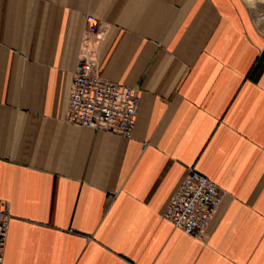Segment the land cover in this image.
Here are the masks:
<instances>
[{"label": "crops", "instance_id": "crops-1", "mask_svg": "<svg viewBox=\"0 0 264 264\" xmlns=\"http://www.w3.org/2000/svg\"><path fill=\"white\" fill-rule=\"evenodd\" d=\"M86 15L130 139L64 122ZM263 45L240 0H0L2 264H264ZM192 167L227 196L201 239L162 218Z\"/></svg>", "mask_w": 264, "mask_h": 264}, {"label": "built area", "instance_id": "built-area-1", "mask_svg": "<svg viewBox=\"0 0 264 264\" xmlns=\"http://www.w3.org/2000/svg\"><path fill=\"white\" fill-rule=\"evenodd\" d=\"M101 28L97 18L91 15L84 17L64 122L130 139L140 104V89L98 76L99 49L104 39ZM226 197L222 189L192 167L164 209L162 218L185 235L201 239L226 202ZM10 218L7 203L0 201V264Z\"/></svg>", "mask_w": 264, "mask_h": 264}, {"label": "rangeland", "instance_id": "rangeland-1", "mask_svg": "<svg viewBox=\"0 0 264 264\" xmlns=\"http://www.w3.org/2000/svg\"><path fill=\"white\" fill-rule=\"evenodd\" d=\"M240 1L246 7L250 21L253 27L255 28V31L263 39V44H264V0H240Z\"/></svg>", "mask_w": 264, "mask_h": 264}]
</instances>
